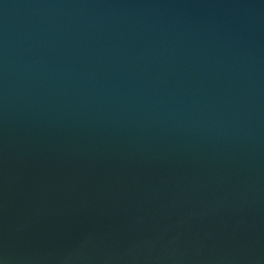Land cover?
Returning a JSON list of instances; mask_svg holds the SVG:
<instances>
[{"label":"water","instance_id":"1","mask_svg":"<svg viewBox=\"0 0 264 264\" xmlns=\"http://www.w3.org/2000/svg\"><path fill=\"white\" fill-rule=\"evenodd\" d=\"M0 264H264V0H0Z\"/></svg>","mask_w":264,"mask_h":264}]
</instances>
